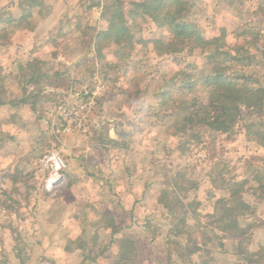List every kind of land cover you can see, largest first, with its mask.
<instances>
[{
  "label": "rangeland",
  "instance_id": "374dc122",
  "mask_svg": "<svg viewBox=\"0 0 264 264\" xmlns=\"http://www.w3.org/2000/svg\"><path fill=\"white\" fill-rule=\"evenodd\" d=\"M124 1L129 3L139 0ZM53 2L60 6L52 22L55 27L50 25L49 35L47 26H43L39 32L47 34L44 38L41 35L20 38L19 30H23L24 22L13 24L16 26L15 29L9 28L11 31L7 34L10 39L18 34L17 38L22 39L18 44L23 43L28 53H32L29 57L25 52V58H20L24 66L36 57L42 58L41 71L38 74L49 75L48 80L56 81L57 89L46 86L45 93L40 95V102L48 109L51 120L58 127L55 131L57 139L52 140L50 148H46V152L33 161L34 166L30 163L25 164V168L30 172L27 185L28 187L34 185L35 189L29 188L30 194L26 199L22 189L21 195L17 193L11 201L10 205L19 214L10 216L11 213L5 209L7 207L0 199V227L13 224L17 229L19 225V231L4 233L0 230V264H85L86 257L91 259L98 257L100 262V252L104 248L102 244L111 239L106 232L99 231L98 247L84 251L74 250L72 253L64 250L66 235L70 233L64 230V222L68 219L69 211L61 212L60 205L50 207V198L56 194L58 203L64 205L71 201L70 198H73L76 192H98L99 188L94 184L70 185L68 177L64 174V178L52 190H48L46 183L50 178V170L42 167L40 160L49 153H57L64 158L67 168L68 156L79 157L82 154L88 163L86 175H92L88 176L90 178L97 176L93 181L99 180L100 177L98 206L100 211L89 204L88 199L79 216L82 221L89 222L88 230L81 235L90 245L94 244L91 237L97 231L95 229L97 226H92V222L97 223L98 220L100 222L102 218L100 213L112 209L113 214L123 220L118 222L119 226H130V223L135 222L131 230L125 231L133 233L140 242L137 264H173L174 260L170 261L169 254L175 258V242L186 243L189 239L171 235L172 220L156 202V194L151 199L148 197L144 205L141 202L138 208L140 212L132 219L130 213L134 212V208L132 209L130 203L134 199L125 196L127 192L122 191L118 201L116 193L128 188V185L130 186L128 183L133 178L138 179L149 173L152 177L150 184L161 183L162 186H167L164 173L168 171L176 175L178 171H182L186 178L197 186L196 190L188 193V200L200 201L198 206L200 219L190 216L183 229L188 231L187 237L196 240L198 244L206 243L205 249L211 251V254L202 251L199 255L192 256V261L186 263L202 264L203 261H208V264H235L236 261H232L230 256L228 258L225 249L220 246L224 241L214 236L208 240L213 233L205 226L210 223V219L204 215L214 211L216 200L224 196L222 191H216L211 187V182L214 179L220 184L223 178L250 177L246 163L253 161L254 157L264 155V149L257 150L254 143L248 140L243 122L230 134L202 128L185 136H172L174 128L170 126L173 125L174 119L168 117L171 102L163 103L168 99H163L161 95L163 91H169L173 99L194 94L205 96L206 89L201 81L203 74L209 69L206 55L195 51L189 56L183 54L157 56L154 43L149 40L154 38L166 40L170 36L169 31L137 18L133 22L132 33L135 36L133 47L125 49L126 53H131L129 59L120 60L119 52L117 54L114 47L106 48L103 51L105 57H100L95 49L88 45V39L97 28H100L101 6L105 0H47L44 2L42 16L50 12ZM99 2L101 3L99 7H90ZM41 14L29 22L33 27L38 26L36 24L42 18ZM1 17L10 19L6 14ZM191 18L196 21L207 38L221 35L222 29H225L228 46L233 47L237 42L244 40L237 37L236 31L239 28L249 24L257 26L258 22L264 19V0H195ZM33 30L35 32V29ZM83 34H86L85 37ZM263 43L261 42L258 47L263 49ZM246 47L250 54L255 53L256 49L247 44ZM258 56L257 61L261 59L259 53ZM21 68L16 74L0 72V83L9 82L10 85L14 83L13 86L16 87L15 83L18 82L19 86L18 89L15 87L0 89L1 97L10 95L15 97L16 93H22ZM256 69L261 70L262 67ZM33 89L29 88L27 93ZM48 97L56 100L57 106L53 102L47 103ZM80 98H84L88 106L82 115L83 126L80 129L76 128L77 130L72 133L63 132L62 111L75 107ZM244 112L247 113L245 110ZM244 119L252 121L255 116H245ZM100 135L103 138L100 139ZM107 135L117 139L119 146H110L108 150L99 148L98 145ZM29 147L31 146L25 145L26 149ZM169 149L172 151L168 152ZM79 164L75 163L76 166ZM258 165L259 163H255V167ZM113 180L117 186L111 190L109 183ZM102 185H106L115 196L112 197V193L107 192L109 198H105L107 196L102 193ZM8 188H11L10 184ZM41 192L50 194L51 197L44 196L42 199L45 200L38 203L35 196H41ZM245 200L253 205L254 209L252 215L245 217L244 224L252 227L247 247L255 251L262 247L260 244L264 241V220L261 217L264 215V204L255 205L258 200L251 191L245 195ZM121 203H125V206ZM88 213H91L90 216ZM33 225H36L37 229L31 228ZM5 235L8 238L6 236L4 243L2 238ZM38 238L42 243L47 245L50 243L52 246L46 248L36 246L34 243ZM228 244H230L228 249L234 250L235 244ZM113 254L115 252L109 248L103 257L109 255L108 257L112 258Z\"/></svg>",
  "mask_w": 264,
  "mask_h": 264
},
{
  "label": "trees",
  "instance_id": "16d2710c",
  "mask_svg": "<svg viewBox=\"0 0 264 264\" xmlns=\"http://www.w3.org/2000/svg\"><path fill=\"white\" fill-rule=\"evenodd\" d=\"M24 2L29 3V8H41L44 5L41 0H24ZM100 5L99 2L90 7ZM194 6L195 0H139L129 3L124 0H105L104 5L101 6L103 27L100 25V28H97V31L89 37L88 45L92 46L100 57H105L103 51L106 48L114 47L116 53L119 52L120 60L124 61L131 55V53H126L125 49L133 47L135 38L132 33L133 22L137 18L153 23L157 28L167 29L170 34L168 39L149 40L154 43L153 47L157 56L180 54L189 56L199 51L206 55L209 66L201 81L206 89L205 96L200 97L194 94L190 97L183 96L173 99L169 91L161 93L163 99H168L163 103L171 102L168 117L174 119L173 125L170 126L174 128L172 136H185L191 131L202 128L221 134H230L235 131L239 123L243 122V129L248 140L264 149V48L258 47L261 42H264V19L258 22L257 26L249 24L239 28L236 31L238 32L237 37L244 40L231 47L226 41L225 29H222L221 35L213 38H207L204 35L196 21L191 18ZM30 16V12H27L18 21V23L24 22L23 28L29 30L34 29L28 22ZM85 35L83 34L84 37ZM7 39L10 41V38L7 37ZM246 44L256 49L255 53L250 54ZM258 53L261 55L259 61H257ZM41 59L36 57L21 68L23 80H21L20 88L24 96L22 102L33 100L34 106L40 102V95L45 93L46 86L53 89L58 87L56 81L48 80L49 75L38 74L41 71ZM259 66L262 67L261 70L256 69ZM57 76L59 77L60 74ZM29 88L34 89L27 93ZM48 95L51 96L50 93ZM47 100L57 106L56 100L50 98ZM1 101L0 95V104H2ZM252 115L255 116L254 120L244 119L245 116ZM101 136L100 139L103 138ZM192 136L198 138V136ZM118 144L117 139L107 135L106 139L100 143V147L108 150L110 146L116 147L119 146ZM171 151L172 149L168 150V152ZM255 163L259 165L255 167ZM246 166L250 171V177L223 178L220 184L212 179L213 189L224 191L227 196L216 200L213 214L204 215L210 219V223L205 226L213 233L208 240L213 236L220 241L227 238L237 240L234 245L237 257L235 264H264V246L255 251L248 249L252 227L244 224L245 217L254 213L251 204L245 200V195L251 191L257 200L264 199V155L254 157V160L248 161ZM64 174L66 177L69 176L68 168L65 169ZM164 176L167 186L159 183L156 202L172 220L171 235L189 239L186 243L175 242V258L173 259L170 253V261L174 260L173 264H187L186 261H192V256L199 255L202 251L211 254L210 250L205 249L206 243L198 244L196 240L187 237L188 231L183 229L190 216L197 220L200 219V213H198L200 201L188 200V193L196 190L197 186L191 183L182 171H178L176 175L166 171ZM111 210L100 213L102 217L100 232H106L111 238L102 244L104 248L100 252V262L98 257L92 259L86 257L85 264L91 262V264H105L109 259L111 260L106 264H137L138 262L140 242L133 233L125 231L131 230L132 226H119L118 222L121 219ZM80 236L68 240L64 249L67 253L99 246V229L91 237L93 245ZM220 246L225 249L224 242ZM109 248L115 254L111 255L112 258H109V255L103 257ZM202 264H208V261H203Z\"/></svg>",
  "mask_w": 264,
  "mask_h": 264
},
{
  "label": "crops",
  "instance_id": "0c3cea01",
  "mask_svg": "<svg viewBox=\"0 0 264 264\" xmlns=\"http://www.w3.org/2000/svg\"><path fill=\"white\" fill-rule=\"evenodd\" d=\"M42 2H46L47 0H41ZM53 6L50 8V12L42 16L41 12L43 7L38 8H29L28 4L24 2V0H0V72H12L16 74L18 70H20V67L24 66V63L20 61V58H25V52H27V55L29 54V57L32 55V53H28V51L24 48V44L22 45L19 43V39L17 38L18 34H16L15 37L10 39V42H8L7 34L10 33L9 28L15 29L13 24H18V21L21 20L23 16L26 15L27 12H30L31 16L28 19V22H31V19L37 15L42 16V18L39 20V23L36 24L35 32L33 29L27 30L23 28V30H19L20 32V38H26L30 35L39 36L41 35L42 38H44L47 34L39 32V29H42L43 26L48 29V35L49 30H51L50 25L52 24L55 16H57L58 12V3H52ZM48 8V7H47ZM52 10V12H51ZM6 14L10 19L2 18ZM11 22V23H10ZM53 25V24H52ZM55 27V25H53ZM21 29V28H20ZM53 29V28H52ZM18 32V33H19ZM14 34V35H15ZM36 36V37H37ZM18 83V82H17ZM15 83L16 87L13 86L14 83L9 84V82H2L0 86V89L8 88V87H15L19 88L18 84ZM1 97L0 104V199L3 200V202L9 210V213H11L10 216L14 215L15 213L19 214L16 209L12 205H10L11 201L14 197H16V194L19 193L21 195V190H24V197L25 199L29 197L30 191L27 185V177L30 174V172L25 168L26 163H30L34 166L33 161L38 159L44 152H46V148H50V144L52 140H56L55 131H57L58 125L51 120L50 112H48V109L43 106L42 102H38L36 106L32 104L33 100L28 102H22V99L24 96L19 93H16L15 97ZM48 97L47 99H49ZM47 103H51V101L47 100ZM46 104V103H45ZM42 108V109H41ZM77 130V129H75ZM74 130V131H75ZM73 131V132H74ZM110 131V130H109ZM72 133V132H70ZM113 138V137H112ZM25 145H30L28 149L25 148ZM47 146V147H45ZM254 146L257 147V150L262 149L258 147L256 144ZM100 148V144L98 145ZM68 161V183L70 185L73 184H81L84 183L85 185L93 184L97 186L99 189L98 192H89L86 193L84 191L76 192L74 193V197L70 198L71 201L68 203L59 204L56 197V194H54L53 197L50 196V194L46 195L45 193L41 192V196H35L36 199H38V203L40 201H44L46 196H49L50 198V207H57V205H60L61 212L69 211L68 219L64 222V230L67 233L64 247L68 244V240L75 239L78 236L82 234V232L88 230V221H82V219L79 217L81 212L83 211V208L87 205L85 202L87 201L89 204L94 205L98 208L100 203V177L99 180L93 181L94 177H88L92 175H86V169L88 166L87 161H85L82 154L79 157H75L73 155H70L66 158ZM74 162V163H73ZM79 162V165H75V163ZM147 173V172H146ZM149 173V172H148ZM146 176V177H145ZM144 177L140 176L137 178H133L130 183V186L128 185V188H125L124 190L118 191L116 193L117 200L119 201L123 193L127 192L128 197H132L134 199L133 202L130 203L132 209L134 208V212H131L130 215L133 219L134 216L137 215L140 211H138L139 205L141 202L144 205V202L147 201V198L153 197V195L156 194V191L158 190V184L153 185L150 184V177L151 173L145 174ZM99 181V182H98ZM149 183V184H148ZM210 183V182H209ZM11 185V188H8V185ZM82 184V185H84ZM110 189H114L117 184H115V181H111L110 183ZM211 184V183H210ZM152 185V186H150ZM102 193H105L104 196H107L105 198H109L107 192L112 193V197H114V192L110 191V189L106 185H102ZM157 186V187H156ZM212 187V184H211ZM213 188V187H212ZM216 190V189H215ZM221 191V190H216ZM40 192V191H39ZM224 196L226 195L224 191H222ZM45 196V197H44ZM227 196V195H226ZM144 200V201H143ZM122 206H125V203H121ZM257 206H262L264 204V199L258 200L257 203H254ZM84 206V207H83ZM253 206V205H252ZM93 210L96 213H99L100 207L98 208L99 211H97L95 208ZM214 211H209L206 214H213ZM86 214V212L84 213ZM91 213H88V216H90ZM264 214V211H263ZM37 216V214H36ZM264 220V215L261 216ZM70 221L71 223L69 224ZM59 223V222H58ZM261 223V222H260ZM92 226H97L95 229L100 231V222L98 220L97 223L91 224ZM135 226L134 223H130V226ZM19 225H17V229L13 224H7L2 225L0 227L1 231H4V233H11L15 232L16 230L19 231L18 228ZM262 227V226H259ZM37 229L36 225H33V227ZM62 229V227H61ZM261 229V228H258ZM57 230V229H53ZM6 231V232H5ZM72 233V234H71ZM5 235L2 240L6 241ZM8 238V236H7ZM8 240V239H7ZM17 240H19L17 238ZM237 242L234 238H227L224 240L225 244V252L227 253L226 256L231 258L232 261L236 260L235 251L233 249H228V243H231V245L235 244ZM34 244L36 246L40 247H51L52 245L49 243L48 245L46 243H42V241L38 238V241H36ZM4 245V244H3ZM261 246H264V241L261 242ZM58 246V245H55ZM63 246V245H62ZM72 253V252H71ZM230 264V263H229Z\"/></svg>",
  "mask_w": 264,
  "mask_h": 264
},
{
  "label": "built area",
  "instance_id": "2783aa9c",
  "mask_svg": "<svg viewBox=\"0 0 264 264\" xmlns=\"http://www.w3.org/2000/svg\"><path fill=\"white\" fill-rule=\"evenodd\" d=\"M88 108L84 98H80L79 103L72 109L62 111V120L64 122L63 132L70 133L76 128H82V115ZM41 166L50 170V178L47 180L46 188L52 190L54 186L64 178V171L67 164L59 154L49 153L40 160Z\"/></svg>",
  "mask_w": 264,
  "mask_h": 264
}]
</instances>
